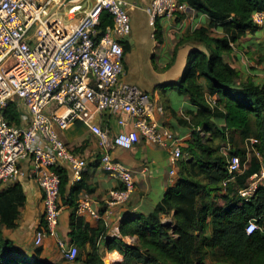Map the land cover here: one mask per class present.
I'll return each mask as SVG.
<instances>
[{
    "label": "built area",
    "instance_id": "built-area-1",
    "mask_svg": "<svg viewBox=\"0 0 264 264\" xmlns=\"http://www.w3.org/2000/svg\"><path fill=\"white\" fill-rule=\"evenodd\" d=\"M186 9L178 0L150 3L152 19ZM103 13L110 16L111 24L99 30ZM251 19L257 27L264 25L262 12H254ZM129 22L119 0H94L89 7L80 0H0V186L19 183L23 176L19 163L30 159L28 175L41 192L44 221L34 234V245L40 247L44 236L55 239L66 263L75 260L78 250L57 237L60 177L56 171L66 164L77 183L86 162L67 149L60 133L79 122L95 138L100 169L123 186L108 192L107 206L125 203L133 190L132 173L112 157L113 149L129 150L145 141L164 150L173 183L183 159L184 140L159 121L163 106L123 79L122 43L130 32ZM10 101L19 109L18 126L4 119ZM103 115L115 119L116 134L98 123ZM245 142L259 158L252 148L256 140ZM223 150L229 151V146ZM226 170L230 177L242 172L237 156L227 157ZM263 181L261 169L238 194L249 198ZM76 214L107 217L91 208L87 195L77 201ZM257 228L250 221L245 232L250 235Z\"/></svg>",
    "mask_w": 264,
    "mask_h": 264
},
{
    "label": "trees",
    "instance_id": "trees-1",
    "mask_svg": "<svg viewBox=\"0 0 264 264\" xmlns=\"http://www.w3.org/2000/svg\"><path fill=\"white\" fill-rule=\"evenodd\" d=\"M178 1L205 15L208 24L182 37L167 65L174 63L182 45L200 46L188 55L178 82L169 86L185 96L190 106L177 118L191 135L181 147L183 159L176 181L151 211L124 215L118 235L113 237L107 235L104 225L91 227L77 217L76 205L69 203L73 209L67 237L78 250L74 264H105L104 253L113 251L121 257L117 264H212L209 259L225 264H264V185H258L249 198L238 194L254 174L264 170V82L243 80L230 60L240 38L259 28L251 16L264 13V0ZM110 24V16L103 13L98 29ZM156 28L159 39V25ZM4 119L11 126L19 125L16 102L8 103ZM235 133L242 141L256 140L252 148L259 158L247 159L245 149H233L230 135ZM226 146L227 152L223 150ZM230 156H237L242 168L232 177L226 170ZM56 172L59 197H63L67 177L63 169ZM24 201L19 183L0 190V226L15 227ZM170 215V223L164 224L162 216ZM250 221L258 228L247 235L245 227ZM125 237L135 238L136 246L125 243ZM40 253L36 248L33 258L26 256L0 230V264H45Z\"/></svg>",
    "mask_w": 264,
    "mask_h": 264
},
{
    "label": "crops",
    "instance_id": "crops-1",
    "mask_svg": "<svg viewBox=\"0 0 264 264\" xmlns=\"http://www.w3.org/2000/svg\"><path fill=\"white\" fill-rule=\"evenodd\" d=\"M119 1L126 8L130 19V32L122 43L125 51L123 79L139 87L153 101L163 106L164 114L159 118L162 125L168 127L184 141L190 139L191 131L177 121L178 116L190 107L187 98L179 95L169 86L178 82L188 55L191 51L199 50L200 46L192 43L182 45L176 52L174 63L169 67L167 65L178 41L195 29L206 27L207 17L187 7L184 13L177 12L170 17L152 19L151 0ZM61 9L65 10L66 7ZM156 24L160 27L159 39L156 38ZM263 27L264 25L258 30ZM249 36L247 35L246 39H253ZM258 48L254 49L258 50ZM240 59L241 53L236 47L232 51L230 60L239 71L241 78L245 80L252 73L244 64H241ZM97 121L103 128H107L111 135L119 131L115 119L109 115H103ZM59 136L71 153L86 162L82 178L77 183L71 180L72 172L69 166L64 164L60 168L66 174L67 184L63 197H59L60 214L56 231L57 237L66 244L69 243L67 237L69 214L73 209L69 203L72 201L76 205L78 200L87 195L91 208L100 215L106 213L107 217L95 219L88 215L78 216L76 209L75 215L82 217L91 227L104 225L107 235L113 237L118 235L117 228L124 215L144 214L151 211L174 184L168 176L169 166L167 153L164 150L145 141H140L129 150L115 148L111 151L112 157L131 171L133 190L125 203L107 206L108 192L112 189H121L123 186L100 169L101 153L95 138L88 128L79 122L70 125ZM30 166V159L19 163L23 173L19 184L22 187L25 201L19 208L20 215L15 220V227L8 229L3 225L0 226L2 236L28 257L33 258L35 249L40 248L39 259L45 264H74L62 260L56 240L51 237L44 236L40 247L34 245V234L43 224V205L41 192L28 175ZM6 187L8 186H0V190ZM166 217L162 216L163 220ZM168 217L170 221L171 215ZM129 240L135 241L136 239L123 238L127 244ZM109 253L116 254L113 251L106 252V255L108 256Z\"/></svg>",
    "mask_w": 264,
    "mask_h": 264
},
{
    "label": "rangeland",
    "instance_id": "rangeland-1",
    "mask_svg": "<svg viewBox=\"0 0 264 264\" xmlns=\"http://www.w3.org/2000/svg\"><path fill=\"white\" fill-rule=\"evenodd\" d=\"M80 1L84 3L85 7H89L94 3V0H80ZM256 32L257 33L255 35H250L251 37L249 36L250 38L253 39H248V38L246 39V37L240 38L237 49L241 53V59H240V61L242 62L241 64H244L252 73L251 75H248V78L254 80L255 82L261 83L264 82V27L261 30L257 29ZM213 36H219V33L213 32ZM257 47H259L258 50H255L254 48ZM230 136L232 140L231 145L234 150L245 149L246 153L248 154L247 159L256 156V154L250 150L251 149L250 145L246 144L245 141H242L239 134L235 133ZM259 185H264V181L260 182ZM217 202L222 206L225 205V203H222V201L219 199L217 200ZM169 219H170L169 217H166L164 220L162 218V221L164 224H169L170 223ZM128 244L131 246H136L137 243L136 240L135 241L129 240ZM104 261L105 264H117L118 262L121 261V257L117 253L116 254L109 253L108 256L106 255V253H104ZM208 261L212 264H225V263L212 262L211 259H209Z\"/></svg>",
    "mask_w": 264,
    "mask_h": 264
},
{
    "label": "water",
    "instance_id": "water-1",
    "mask_svg": "<svg viewBox=\"0 0 264 264\" xmlns=\"http://www.w3.org/2000/svg\"><path fill=\"white\" fill-rule=\"evenodd\" d=\"M73 1H75V0H65V2H67V3H68V2H73Z\"/></svg>",
    "mask_w": 264,
    "mask_h": 264
}]
</instances>
